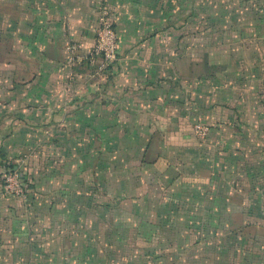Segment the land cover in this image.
<instances>
[{
	"label": "crops",
	"instance_id": "0c3cea01",
	"mask_svg": "<svg viewBox=\"0 0 264 264\" xmlns=\"http://www.w3.org/2000/svg\"><path fill=\"white\" fill-rule=\"evenodd\" d=\"M102 6L114 16L120 45L109 80L93 79L95 62L88 59ZM176 8L167 0H0V175L13 161L32 190L25 201L0 185V264H77L93 257L85 238L93 227L81 222L91 167L86 152L102 153L108 136L112 145L125 137L121 148L128 152L132 143L141 147L143 189L131 190L128 179L127 194L119 196L118 186L119 198H112L143 204L146 231L152 216L198 215L194 201L208 216L230 210L221 199L232 195L218 189L211 163L178 159L192 145V120L212 122L218 115L228 124L217 130L225 137L237 135L241 117L228 104L220 113L215 104L204 108V81L181 86ZM77 54L83 62H70ZM260 224L242 232L255 228L254 236H263Z\"/></svg>",
	"mask_w": 264,
	"mask_h": 264
},
{
	"label": "rangeland",
	"instance_id": "374dc122",
	"mask_svg": "<svg viewBox=\"0 0 264 264\" xmlns=\"http://www.w3.org/2000/svg\"><path fill=\"white\" fill-rule=\"evenodd\" d=\"M171 3L177 5L176 25L177 32L181 33L176 41L184 60L178 74L181 86L191 85V80L204 81V88L199 92V99L205 100L202 101L204 108L209 109L215 104L216 113H220L228 104L241 117L239 123L234 124L237 135L225 137L217 130L228 124L218 122V115L212 122L192 120V145L178 158L189 164L191 160L203 157L206 163H211L216 170L218 189L224 191V197L228 193L232 195L230 200L221 199V205L229 204L230 210L218 215L220 219L211 220V216L205 215L207 208L200 205L201 202L196 206L194 201L192 209L199 207L198 218L181 215L171 217L173 221L168 217L167 221L164 216L162 221L152 216L153 227L148 235L154 239L148 241L137 236V231L132 228L139 227L144 218L139 215L143 212L139 209L143 204L138 206L137 201L128 204L127 200L114 201L113 198L118 186L119 196H123L122 192L127 194L128 179L131 190L137 193L143 189L139 167L141 147L132 143V150L128 152L127 148H121L127 145L125 137L118 136L114 142L118 145L111 144V137H104L102 153L89 149L86 152L87 162L91 163L87 168L91 178L86 187L87 211L86 215L81 213V222L88 229L93 227L85 237L87 254L93 256L91 244L97 246L101 256L114 252L113 264H123L124 248L121 245L126 243L135 246V254L140 253L135 264H264V235L259 234L260 241L248 249L243 240L234 238L242 232L232 231L243 223V213L246 220L264 226V0H167L168 8ZM117 59L118 54L105 70L99 68L100 61L92 62L93 79L109 80V70ZM182 91L187 93V90ZM30 154L36 156L35 151L27 155ZM13 165H16L13 161H7L0 175L3 191L11 196L14 195L5 187L4 179L13 170ZM204 168L202 172L207 175L208 166ZM189 171L185 170V173ZM20 175L23 177L22 173ZM28 183L31 185L29 179ZM23 185L26 196H15L27 201L32 190L27 184ZM152 189L160 195L157 186L152 184ZM182 206L183 209L185 205ZM232 222L233 226H230ZM203 223L214 227L204 228ZM161 225L167 233L159 232ZM249 232L252 236L257 234L255 228ZM147 252L150 254L145 256Z\"/></svg>",
	"mask_w": 264,
	"mask_h": 264
},
{
	"label": "built area",
	"instance_id": "2783aa9c",
	"mask_svg": "<svg viewBox=\"0 0 264 264\" xmlns=\"http://www.w3.org/2000/svg\"><path fill=\"white\" fill-rule=\"evenodd\" d=\"M119 47V37L115 29L114 16L108 8L101 7L98 13L95 45L91 49L88 59L91 62L100 61L99 68L105 70L116 60ZM68 50L73 53L76 49L74 46H69ZM69 60L72 63L79 64L83 62L84 58L77 54L70 56ZM4 180L5 187L10 193L22 198L26 196V188L17 169L8 172Z\"/></svg>",
	"mask_w": 264,
	"mask_h": 264
},
{
	"label": "trees",
	"instance_id": "16d2710c",
	"mask_svg": "<svg viewBox=\"0 0 264 264\" xmlns=\"http://www.w3.org/2000/svg\"><path fill=\"white\" fill-rule=\"evenodd\" d=\"M12 169H17V168H16V166L13 165ZM21 179H22V183L23 184H27L28 188H31V185L28 183V179H27V177L25 175H23V177H21ZM126 202H128V201H126ZM218 204H220V203H218ZM222 214H224V213H220L219 212L218 214L209 215V216H211V220H214V219L218 220V219H220V216ZM139 215L141 216L142 213H139ZM218 215H220V216H218ZM206 216L209 217L208 215H206ZM245 216H246V214L244 213L242 215L243 223L239 224V226L236 229L232 230V231H237V232L241 233L244 229L250 227L251 225L258 224V222L250 221L249 219L248 220L244 219L243 217H245ZM191 217L196 219V218L199 217V215H193ZM146 225L147 224L144 222V218H143L142 222H140V224H139V227H136V228L133 227L132 229H135L137 231V236H139L141 238H145V240L152 241L154 238L152 237V235H150V236L148 235V233H150V232L146 231L147 230L146 229ZM202 225H203L204 228H207V229H211V228L214 227L210 223L209 224H204L203 223ZM216 226L218 227V225H216ZM230 226H233V222L230 224ZM141 229H144V230L142 231ZM234 238H239L240 240H243L247 244V248L248 249H249V247L254 246L255 244H257V242L260 241V237L252 236V235H249V234H244L243 232H242V235L235 236ZM111 244H113V243H111ZM121 246H122V248H124V252L123 253L125 254V255L124 254L122 255V259H121L123 264H135L137 261H139V259L137 260V254L140 255V253H137V254L134 253L135 246L134 247H130L126 243L124 245H121ZM93 250H94L93 257H91L89 259L87 264H113L114 263V260H115L114 252H112V253L106 252L105 255L101 256L100 254L97 253L96 247H94ZM149 254L150 253L147 252L145 256H148Z\"/></svg>",
	"mask_w": 264,
	"mask_h": 264
}]
</instances>
